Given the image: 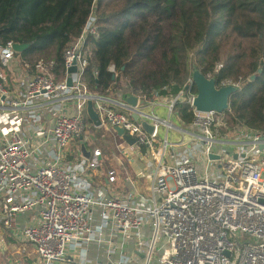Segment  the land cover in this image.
<instances>
[{"label":"built area","instance_id":"1","mask_svg":"<svg viewBox=\"0 0 264 264\" xmlns=\"http://www.w3.org/2000/svg\"><path fill=\"white\" fill-rule=\"evenodd\" d=\"M97 34V18L92 12L81 35L64 54L65 75L59 80L52 73L53 57L29 58L19 65L15 44L0 45V60L15 78L10 89L5 76L0 75L1 225L30 244L37 264L67 262L69 248L85 234L92 235L95 209L126 241L135 238L138 256H142L136 264H152L157 252V264H264V149H260L264 132L236 128L234 146L227 147L230 142L219 136L225 126L224 114L195 110L197 94L190 78L177 96L154 93V97L164 102L170 114L177 103L190 105L197 143L188 148L165 141L155 150L160 120L151 118L155 129L148 135L132 115L110 107L88 89L85 47ZM74 63L77 72L68 87V70ZM110 71L116 75L113 67ZM89 99L94 101L102 126L123 129L136 139L132 148L146 147L151 153L155 172L148 177L153 179L157 194L152 208L114 197L101 186L92 193L77 190L80 169L61 160L72 141L86 134ZM29 106H39L46 118L55 116L50 142L44 147L36 133L34 145V137L21 130L18 110ZM138 114L144 116L139 109ZM3 121L11 128H1ZM45 150L53 152L48 155ZM211 155L219 159L211 160ZM94 156L92 163L84 159L81 166L95 167L101 152L97 150ZM145 225L149 226V240L144 236Z\"/></svg>","mask_w":264,"mask_h":264},{"label":"trees","instance_id":"2","mask_svg":"<svg viewBox=\"0 0 264 264\" xmlns=\"http://www.w3.org/2000/svg\"><path fill=\"white\" fill-rule=\"evenodd\" d=\"M92 12L98 34L85 47L90 92L174 97L197 67L218 88L239 87L225 125L264 132V0H0V45L29 44L15 54L21 58L54 51L59 80L64 54ZM0 71L10 76L1 60ZM174 111L183 123L194 122L189 104Z\"/></svg>","mask_w":264,"mask_h":264},{"label":"crops","instance_id":"3","mask_svg":"<svg viewBox=\"0 0 264 264\" xmlns=\"http://www.w3.org/2000/svg\"><path fill=\"white\" fill-rule=\"evenodd\" d=\"M16 59L19 65H21L23 61L29 60L28 58H21L20 55L17 56ZM30 72H35V69H31ZM0 75L6 76V74L1 71ZM7 75L10 76L5 77L7 81L6 85L12 89L15 85L13 83L15 78L10 71ZM115 76H117V74ZM122 84L124 85V83H121V85ZM97 95L105 100L110 107L125 114L132 115V112L128 108V104L124 100L125 95H130L129 93L127 94L125 89L120 93H116L112 90V92H104ZM138 98L140 102L143 101L140 97ZM53 105L57 108L61 107L58 106L57 103ZM39 109V106H29L19 109L18 113L19 117H21V130L23 132H28L29 135L34 137V145H37L35 142L36 133L38 135V143L42 144V147H44L50 142L48 138L50 137V130L54 124L55 116L52 115L50 119L46 118L48 117L46 113L40 112ZM138 109L141 110L143 114L157 118L161 122L155 150L162 147L165 141L170 144L181 143L188 148L192 146V143H197L195 142L197 134L192 130L193 127L183 123L180 116L175 111L170 114L167 106L158 98L151 97L145 100L144 104L140 105ZM86 124L88 127L87 129L91 130L90 135H88V133L83 137L84 139H74L61 160L65 165L80 169L81 173L76 176L75 180L77 190L85 193H92L97 187L101 186L109 189V194L114 197L125 199V201L131 204H139L144 208H152L157 194L153 179L148 177L155 172V168H149V164L154 167L149 150L146 147H141L140 149L132 148L133 146H129L124 139L117 134L116 128L109 125L95 127L88 118V115ZM41 127H45L46 130L41 131L39 129ZM1 128L6 130V128L11 127L3 121ZM222 128L232 127L225 125ZM239 128L246 127L241 126ZM100 135H103L105 141L101 139V143L96 142L93 144L94 141H96V136ZM81 139H83L87 150L91 152L90 159L84 157L82 154ZM226 141L230 142L226 145L227 147L234 146V140H229L227 138ZM98 149L99 151L101 150V156L97 157L99 163H97L95 167H82L81 165L84 159L89 162V164L96 159L94 153ZM53 150L49 152L47 150L45 151L48 152L49 155L52 154ZM37 153H40V151ZM37 160L36 164L40 165L41 159L37 158ZM146 166L148 168H144ZM141 171L144 173H141ZM111 177H114L113 181L110 180ZM98 195L101 194L98 193ZM92 216V235L85 234L83 240H80L78 244L72 245L68 251L67 262L63 264H117L120 262L136 264L137 261H142V256H138L136 250L135 238L131 241H126L121 234L115 231L112 224L101 219L98 210H93ZM144 230L147 231L144 236L146 240H149L151 238L149 226L145 225ZM98 233H101L102 236L98 235ZM1 239H4V242H1ZM158 259L159 252L154 256V262L152 264H157ZM37 262L38 257L30 244L26 245L22 242L19 234L16 238L14 231L7 232L0 223V264H37Z\"/></svg>","mask_w":264,"mask_h":264},{"label":"water","instance_id":"4","mask_svg":"<svg viewBox=\"0 0 264 264\" xmlns=\"http://www.w3.org/2000/svg\"><path fill=\"white\" fill-rule=\"evenodd\" d=\"M29 44H15L14 50L17 53H22L29 48ZM77 72V67L74 63V66L68 70V80L67 86L72 87V74ZM258 77V74H255L251 77V81H254ZM116 76H113L115 79ZM191 78L194 82V85L197 90V95L193 100V107L197 112L201 113H209V112H216L218 114H223L229 109V99L232 94L236 93L239 90L238 86H224L218 88L216 85V80L214 78H207L203 75L197 67H193L191 72ZM125 102L128 104L129 110L132 112V118L139 122L143 127L144 131L148 135H152L154 132V125L151 122L152 116H147L144 114L143 117L138 114V108L140 105L144 104L145 101H139V98L134 95H125L124 96ZM87 115L91 122L94 124L95 127H101L102 122L99 118L93 99H89L87 102ZM117 134L124 139V141L129 146H134L136 143V139L131 137L130 135H126L125 131L120 128H116ZM84 139V138H83ZM81 139V151L84 157L90 159L91 152L87 150V147ZM260 149H264V144L260 145ZM211 160H218L219 157L215 155L210 156ZM229 256V253H226Z\"/></svg>","mask_w":264,"mask_h":264},{"label":"rangeland","instance_id":"5","mask_svg":"<svg viewBox=\"0 0 264 264\" xmlns=\"http://www.w3.org/2000/svg\"><path fill=\"white\" fill-rule=\"evenodd\" d=\"M49 54V55H48ZM52 57L54 58L55 57V53H54V51H51V52H48V53H45V54H42V55H35V56H33L32 58L34 59V58H36V59H41V58H44V59H48V60H50V59H52ZM31 58V57H30ZM31 58V59H32ZM29 59V58H28ZM191 78V77H190ZM189 78V79H190ZM188 79V80H189ZM188 80H187V82H188ZM186 82V83H187ZM236 128H221L220 129V133H219V136L220 137H224V138H228L229 140H232V138H233V135H232V133H233V131L235 130ZM195 131V130H194ZM196 133H197V131H195ZM89 133V134H88ZM90 133H91V130H89V129H87L86 130V134L85 135H90ZM94 139H95V137H94ZM94 139H93V141H94ZM101 139L102 140H104L103 139V135H100V136H96V141H94V143L93 144H95L96 142H99V143H101L102 141H101ZM105 141V140H104ZM107 142V141H106ZM108 144V143H107ZM109 145V144H108ZM110 146V145H109ZM111 147V146H110ZM112 148V147H111ZM101 149V148H100ZM99 150V149H98ZM102 150V149H101ZM101 150H100V152H101ZM113 150V149H112ZM144 168H148L147 166L146 167H144ZM149 168L150 169H153L154 167L150 164V166H149ZM141 169V168H140ZM143 169V168H142Z\"/></svg>","mask_w":264,"mask_h":264}]
</instances>
